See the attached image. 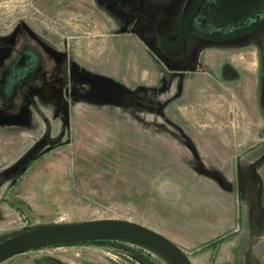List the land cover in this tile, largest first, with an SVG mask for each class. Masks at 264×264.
Here are the masks:
<instances>
[{"label":"rangeland","instance_id":"374dc122","mask_svg":"<svg viewBox=\"0 0 264 264\" xmlns=\"http://www.w3.org/2000/svg\"><path fill=\"white\" fill-rule=\"evenodd\" d=\"M192 1L0 0V243L123 220L264 264V38H192ZM2 264L169 263L88 241Z\"/></svg>","mask_w":264,"mask_h":264},{"label":"water","instance_id":"95a60500","mask_svg":"<svg viewBox=\"0 0 264 264\" xmlns=\"http://www.w3.org/2000/svg\"><path fill=\"white\" fill-rule=\"evenodd\" d=\"M38 148H32L8 173L26 165ZM88 241L130 242L155 252L169 264H192L187 254L165 236L123 220H92L34 228L0 243V264L29 251Z\"/></svg>","mask_w":264,"mask_h":264},{"label":"flooded vegetation","instance_id":"af4514ba","mask_svg":"<svg viewBox=\"0 0 264 264\" xmlns=\"http://www.w3.org/2000/svg\"><path fill=\"white\" fill-rule=\"evenodd\" d=\"M191 3L195 13L190 26L197 35L192 38H221L252 27L259 38H264V0H193Z\"/></svg>","mask_w":264,"mask_h":264},{"label":"crops","instance_id":"0c3cea01","mask_svg":"<svg viewBox=\"0 0 264 264\" xmlns=\"http://www.w3.org/2000/svg\"><path fill=\"white\" fill-rule=\"evenodd\" d=\"M235 231L241 233L240 230ZM239 238L241 239V237ZM202 242L200 241L199 243L202 244ZM243 244L244 242L242 244L241 242L238 244L232 242L208 244L203 250L198 249L197 253L190 260L192 264H236L237 262H244L246 259L251 264L250 258L246 253L247 249H243Z\"/></svg>","mask_w":264,"mask_h":264},{"label":"trees","instance_id":"16d2710c","mask_svg":"<svg viewBox=\"0 0 264 264\" xmlns=\"http://www.w3.org/2000/svg\"><path fill=\"white\" fill-rule=\"evenodd\" d=\"M93 242H105V241H93ZM203 247H205V246H203Z\"/></svg>","mask_w":264,"mask_h":264}]
</instances>
